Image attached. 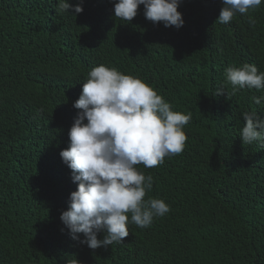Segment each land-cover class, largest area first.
Masks as SVG:
<instances>
[{
  "label": "trees",
  "instance_id": "obj_1",
  "mask_svg": "<svg viewBox=\"0 0 264 264\" xmlns=\"http://www.w3.org/2000/svg\"><path fill=\"white\" fill-rule=\"evenodd\" d=\"M82 4L76 14L58 0H0V264H264V147L241 139L244 113L264 119V100H252L264 90L233 91L225 76L245 63L264 72V3L221 24L222 0H182L179 30L148 21L143 5L128 22L113 0ZM101 64L191 120L180 154L137 165L154 178L145 199L170 211L147 228L129 214L123 243L93 250L60 219L77 190L60 152Z\"/></svg>",
  "mask_w": 264,
  "mask_h": 264
},
{
  "label": "clouds",
  "instance_id": "obj_2",
  "mask_svg": "<svg viewBox=\"0 0 264 264\" xmlns=\"http://www.w3.org/2000/svg\"><path fill=\"white\" fill-rule=\"evenodd\" d=\"M182 0H113L116 18L132 21L139 6L144 16L165 28L183 27L178 7ZM223 7L216 20L231 22L236 14H247L264 0H222ZM58 9L76 14L83 12L82 0L75 6L68 0H58ZM250 23H254L251 20ZM226 80L239 89L264 90V72L254 64L229 66ZM216 95H224L223 89ZM260 104L264 96H253ZM77 110L69 129V145L60 152L63 163L71 170L77 190L70 194L69 209L60 219L72 239L90 249L123 243L129 236L128 223L147 228L154 218L163 217L170 206L159 198L146 194L153 188L154 178L145 175L137 165L156 167L166 156L178 155L185 147L184 127L191 113L173 111L163 96L138 77L125 75L104 64L94 67L83 83L81 94L73 104ZM241 129L243 144L259 142L264 147V119L255 113L243 114ZM104 233L103 239L98 234ZM78 264V261L72 262Z\"/></svg>",
  "mask_w": 264,
  "mask_h": 264
}]
</instances>
